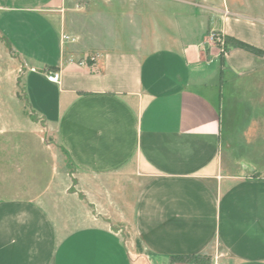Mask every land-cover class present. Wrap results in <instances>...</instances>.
<instances>
[{
	"label": "crops",
	"instance_id": "crops-1",
	"mask_svg": "<svg viewBox=\"0 0 264 264\" xmlns=\"http://www.w3.org/2000/svg\"><path fill=\"white\" fill-rule=\"evenodd\" d=\"M123 1L84 4L108 34L85 37L70 0H0L26 100L77 176L56 201L0 199V264H264V0Z\"/></svg>",
	"mask_w": 264,
	"mask_h": 264
},
{
	"label": "rangeland",
	"instance_id": "rangeland-1",
	"mask_svg": "<svg viewBox=\"0 0 264 264\" xmlns=\"http://www.w3.org/2000/svg\"><path fill=\"white\" fill-rule=\"evenodd\" d=\"M70 2L72 13L85 16L82 23L85 37L88 30H93V35H108L99 27L103 22L96 23L98 29L95 31L92 23L87 21L89 12L84 4L91 0ZM97 2L103 3L96 7L98 17L107 13L105 6L124 4L123 0ZM223 40L225 42V36ZM97 50L101 48L94 46L85 51L81 60L89 62L91 57L97 56ZM35 56L39 58V52ZM49 57L48 60H53L54 55ZM22 72L17 55L0 37V199H34L48 191V200L52 202L60 198V187L67 192L76 190L77 176L67 155L55 143V130L31 110L26 100L27 85ZM121 230V234L129 239L130 234L125 229Z\"/></svg>",
	"mask_w": 264,
	"mask_h": 264
},
{
	"label": "trees",
	"instance_id": "trees-1",
	"mask_svg": "<svg viewBox=\"0 0 264 264\" xmlns=\"http://www.w3.org/2000/svg\"><path fill=\"white\" fill-rule=\"evenodd\" d=\"M231 47H236L248 51L250 53L258 54L260 50L254 46L245 43L241 40L225 36V50ZM211 258L206 255H176L170 257V262L173 263H187V264H210Z\"/></svg>",
	"mask_w": 264,
	"mask_h": 264
},
{
	"label": "built area",
	"instance_id": "built-area-1",
	"mask_svg": "<svg viewBox=\"0 0 264 264\" xmlns=\"http://www.w3.org/2000/svg\"><path fill=\"white\" fill-rule=\"evenodd\" d=\"M208 38L212 44H215L216 46H218V48L221 49V51H224L225 42L223 40V35H221L220 33H216V32H210L208 35ZM62 39L68 40V37L62 36ZM71 40L73 41V39H71ZM94 60H95V56L91 57L89 61L93 62ZM85 64H87V63H85ZM46 79L51 83H55V84L59 83V81H60L59 71H51V72L47 73Z\"/></svg>",
	"mask_w": 264,
	"mask_h": 264
}]
</instances>
